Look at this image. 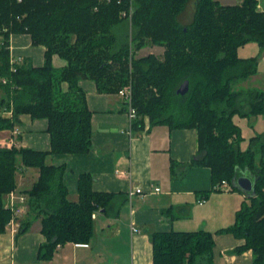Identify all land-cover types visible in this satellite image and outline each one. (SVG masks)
<instances>
[{
    "label": "trees",
    "instance_id": "obj_1",
    "mask_svg": "<svg viewBox=\"0 0 264 264\" xmlns=\"http://www.w3.org/2000/svg\"><path fill=\"white\" fill-rule=\"evenodd\" d=\"M131 5L130 18L124 12ZM14 33H28L33 45L46 47L43 65L13 57ZM148 42L164 46L163 57L138 55ZM250 42L264 50V12L257 0H0V113L13 112L0 115V131L14 129L26 113L47 119L51 138L48 151L0 144V233L11 219L5 198L17 188L22 166L37 168L39 177L26 191L28 210L18 233L41 220L46 237L38 251L41 260H51L68 242L89 243L92 213L111 207L117 193L95 191L89 173L80 174L79 199L71 200L63 181L66 166L47 162L53 154L91 150L93 112L80 85L88 78L100 93H118L132 84L135 130L143 129L145 116L153 124L196 128L199 152L192 164L211 168L215 188L226 180L243 191L234 179L254 180L255 194L244 192L234 224L219 232L244 238L235 251L251 249L253 264H264V142L242 150V131L233 120L263 106L259 92L237 87L258 68V56L239 55ZM55 54L67 61L64 67L54 66ZM186 80L189 91L179 94ZM150 238L154 264H215L210 231H153Z\"/></svg>",
    "mask_w": 264,
    "mask_h": 264
},
{
    "label": "crops",
    "instance_id": "obj_2",
    "mask_svg": "<svg viewBox=\"0 0 264 264\" xmlns=\"http://www.w3.org/2000/svg\"><path fill=\"white\" fill-rule=\"evenodd\" d=\"M257 1L258 8L264 12V0ZM233 3L234 0L228 2ZM252 43L255 42L239 48L240 57L264 56V50L259 51L260 46ZM248 45L252 46L245 48ZM253 50L258 51L256 55H250ZM11 51L15 59L27 57L35 66L44 64L46 47L33 45L28 33L11 35ZM52 61L58 68L67 64L57 54ZM80 85L93 112L91 150L53 154L47 162L66 166L63 181L73 201L79 199L78 180L82 173L93 176L95 191L117 195L111 207L100 209L94 218V236L89 243L68 242L58 246L51 260H41L38 251L46 237L38 218L26 232L13 233L7 229L0 233V264L9 261L14 264H154L150 235L153 231L171 230L212 232L215 264H253L251 249L235 251L245 243L244 238L219 232L234 224L246 193L216 189L211 168L192 164L199 152L197 129L153 124L145 116L143 129H132L130 134V118L120 94L100 93L96 82L88 78L81 79ZM237 87L259 92L263 105L256 114L233 117L242 131L240 147L246 150L252 142H257V146L264 142V68H257ZM20 118L21 124L14 128L19 132L18 146L50 150L48 120L34 119L26 113ZM14 129L0 131V144L7 142ZM38 177L37 168L20 167L16 173V190L26 193ZM135 187H142L144 192L130 198L128 192ZM156 187L160 188L159 192L155 191Z\"/></svg>",
    "mask_w": 264,
    "mask_h": 264
},
{
    "label": "built area",
    "instance_id": "obj_3",
    "mask_svg": "<svg viewBox=\"0 0 264 264\" xmlns=\"http://www.w3.org/2000/svg\"><path fill=\"white\" fill-rule=\"evenodd\" d=\"M134 7L131 5L129 8V12L127 13L124 12L125 15H129V17H132ZM118 94L121 95V97L124 98L125 104L127 107V112L129 114L130 118V127L128 129V132L131 134L132 129H133V122L137 119L138 117V111L137 108L133 104V89H132V84H128L124 86L122 89L119 90ZM5 113L9 114L8 116H12L13 112L11 110L9 111H4ZM18 131L13 130L12 131V136L9 137L7 142L2 145H7V146H18ZM217 189L219 190H233V186L231 183H229L226 180H223L218 186H216ZM156 192L160 191L159 187L155 188ZM144 190L142 187H135L131 189L128 192V195L130 198H132L134 195L143 193ZM5 206L11 211V219L7 225V229L12 231L13 233H18L19 230L21 229V220L24 218L25 214L27 213L28 210V195L26 193L20 192L16 189L12 190L7 194V200L5 202ZM100 211V208L96 209L92 213V217L96 218L98 212ZM134 230H137L134 228ZM5 264H14V262L9 261Z\"/></svg>",
    "mask_w": 264,
    "mask_h": 264
},
{
    "label": "rangeland",
    "instance_id": "obj_4",
    "mask_svg": "<svg viewBox=\"0 0 264 264\" xmlns=\"http://www.w3.org/2000/svg\"><path fill=\"white\" fill-rule=\"evenodd\" d=\"M220 2L223 3V4H228L229 0H220ZM240 2H241V0H238V1L234 0L233 4H237V3H240ZM189 10L191 11L192 7H189ZM120 34H121V39H124L125 38V34H126V29L123 28V30H121ZM252 44H255V43H252ZM251 46L252 45H248V47H245V48H250ZM258 48H259V51H260L261 47H258ZM164 50H165L164 46L155 45V44H153L151 42H148L146 44V46L138 52V55H146V54H149V53H154V54H156V55H158L160 57H163ZM248 50H250V49H248ZM257 52L255 50H253L252 52H249V53H250V55H256ZM244 53L246 54L247 52H244ZM257 66H258V68H262V69L264 68V56L263 57L261 56L259 58ZM250 82L252 83V81H250ZM23 193H25V192H23Z\"/></svg>",
    "mask_w": 264,
    "mask_h": 264
},
{
    "label": "water",
    "instance_id": "obj_5",
    "mask_svg": "<svg viewBox=\"0 0 264 264\" xmlns=\"http://www.w3.org/2000/svg\"><path fill=\"white\" fill-rule=\"evenodd\" d=\"M190 83L189 80L184 81L178 88L177 92L179 94H186L189 91ZM235 184L242 189L244 192L250 193V195L255 194L254 189V180L247 176V175H241L234 179Z\"/></svg>",
    "mask_w": 264,
    "mask_h": 264
}]
</instances>
